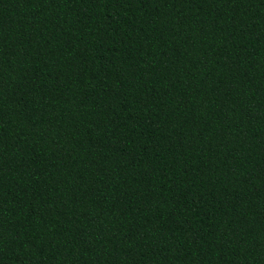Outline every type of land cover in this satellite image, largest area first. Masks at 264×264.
<instances>
[{
  "label": "trees",
  "instance_id": "16d2710c",
  "mask_svg": "<svg viewBox=\"0 0 264 264\" xmlns=\"http://www.w3.org/2000/svg\"><path fill=\"white\" fill-rule=\"evenodd\" d=\"M0 264H264V0H0Z\"/></svg>",
  "mask_w": 264,
  "mask_h": 264
}]
</instances>
